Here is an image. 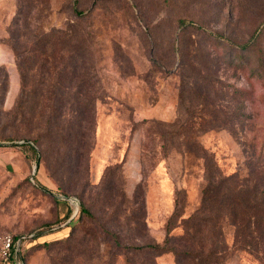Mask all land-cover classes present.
<instances>
[{
    "label": "rangeland",
    "instance_id": "1",
    "mask_svg": "<svg viewBox=\"0 0 264 264\" xmlns=\"http://www.w3.org/2000/svg\"><path fill=\"white\" fill-rule=\"evenodd\" d=\"M253 163L264 0H0V234L26 237L21 264H264L230 197L262 198Z\"/></svg>",
    "mask_w": 264,
    "mask_h": 264
},
{
    "label": "trees",
    "instance_id": "2",
    "mask_svg": "<svg viewBox=\"0 0 264 264\" xmlns=\"http://www.w3.org/2000/svg\"><path fill=\"white\" fill-rule=\"evenodd\" d=\"M76 3V2H75ZM75 13L79 16H85L88 15L89 12L88 9H80L79 7H77L76 4H74L73 7ZM185 21L182 23L184 24ZM260 27H257L256 30L252 33V35L250 36L249 40L243 44L242 46L247 49V48H251V46L255 43V40L259 38L260 36V31H259ZM51 33V34H50ZM48 33L47 37H51L53 36V31ZM45 52H40V54L44 55ZM28 147H30V149L33 150V152L36 154V150L34 148L33 145L31 144H27ZM250 169L251 170H255L256 173L258 174L259 177H262V173L261 170L259 169L258 165L250 164ZM264 176V173H263ZM225 178H231V177H225ZM264 179V177H262ZM221 180H224V178H222ZM257 180V179H256ZM216 183H213V185L210 187H205L203 189V198L205 201V195L207 196V193L209 194L211 191H213L212 187H215ZM253 195V191L248 188V189H244L241 192H234L233 194H231V201L236 199L237 204H239L242 207H245L247 209L246 214L243 216V221L242 225H244V231L248 230V235L250 237V239L252 240H248V244L249 246H255L257 247V249L263 248L264 250V187L261 188L260 190V195L262 196V198H257L254 199L252 198ZM228 196H226V198L228 199ZM86 208L83 209L84 212H86ZM238 217V216H236ZM239 223V222H238ZM241 224L239 223V228L237 229V240L238 241H243V239L241 238V235L244 234V231L241 230ZM252 230H255L257 235H254V233L252 232ZM39 235V234H38ZM246 239V238H245ZM236 240V241H237ZM137 249H146V248H151L154 250H159L161 248H164V244H161L159 242H152V243H148L145 245V247L141 246H135ZM186 255L189 256H193L196 254L195 251H189V252H185ZM20 251L16 252V256L19 258L20 256ZM21 258V257H20Z\"/></svg>",
    "mask_w": 264,
    "mask_h": 264
},
{
    "label": "built area",
    "instance_id": "3",
    "mask_svg": "<svg viewBox=\"0 0 264 264\" xmlns=\"http://www.w3.org/2000/svg\"><path fill=\"white\" fill-rule=\"evenodd\" d=\"M20 241L17 242L11 233L0 234V262H6L16 255Z\"/></svg>",
    "mask_w": 264,
    "mask_h": 264
},
{
    "label": "crops",
    "instance_id": "4",
    "mask_svg": "<svg viewBox=\"0 0 264 264\" xmlns=\"http://www.w3.org/2000/svg\"><path fill=\"white\" fill-rule=\"evenodd\" d=\"M155 117L159 118V119H164V120L171 119V116L169 117V116H158V115H155V114H144V116H142V117H139V118L136 117L135 119L133 118V121L139 122V121H144L146 119H153ZM130 154H131V152H130ZM23 238H26V237L24 235H22L21 237H17V242L21 239L20 244H19V246L17 248V251H20L19 247H20V245H22V242L24 240ZM13 257H14L13 261H11V259H10V261L1 262V263H3V264H9V263H11V264H21V262H22L21 261L22 258H20L21 254H20L19 258L16 255L13 256Z\"/></svg>",
    "mask_w": 264,
    "mask_h": 264
},
{
    "label": "water",
    "instance_id": "5",
    "mask_svg": "<svg viewBox=\"0 0 264 264\" xmlns=\"http://www.w3.org/2000/svg\"><path fill=\"white\" fill-rule=\"evenodd\" d=\"M78 210H79V207L77 206L76 209H75V212H74L73 216H76L77 215Z\"/></svg>",
    "mask_w": 264,
    "mask_h": 264
}]
</instances>
